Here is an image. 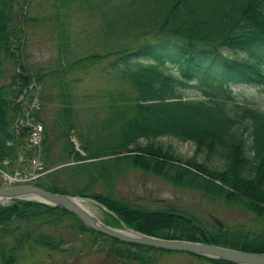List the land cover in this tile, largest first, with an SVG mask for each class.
<instances>
[{
    "label": "trees",
    "instance_id": "16d2710c",
    "mask_svg": "<svg viewBox=\"0 0 264 264\" xmlns=\"http://www.w3.org/2000/svg\"><path fill=\"white\" fill-rule=\"evenodd\" d=\"M22 1L26 5L29 0ZM48 2L53 10L49 21L55 22L57 64L50 71L32 73L22 62L21 46L23 21L33 19L14 16L17 0H0V78L4 61L16 65L10 81L0 83V169L4 170L5 160L15 166L20 153L22 165L31 155L25 144L28 130L14 127L21 110L19 97L34 93L33 82L42 86L39 108L33 113L41 121L43 105L49 101L46 89L53 86L56 118L51 130L44 126L42 145L48 172L36 186L103 204L113 213L105 211L108 220H104L112 227L122 223L152 236L199 241L200 226L213 244L264 252V110L238 102L231 88L264 81V0ZM77 10L100 20L95 34L99 50L80 57L71 49L77 42L71 40L69 30L70 16ZM109 57L110 68L129 78L134 93L114 94L99 127H92V122L86 133L76 132L81 153L70 139L76 123L72 85L76 79L67 75ZM186 88L195 89L202 98H184ZM161 136L193 143L196 154L205 159L217 156L222 168H210L196 157L182 160L152 142L139 144L140 139ZM55 143L59 150L51 157ZM67 160L75 163L52 169ZM128 169L164 176L172 184L222 198L252 213L257 228L248 231L243 225L228 229L217 224L212 231L174 206L147 209L106 191ZM62 175L86 181L82 188L68 190ZM87 244L88 252L137 264H153L156 254L169 253L108 237L87 228L68 210L38 201L0 204V264H15L26 246L64 254ZM189 255L210 264H234Z\"/></svg>",
    "mask_w": 264,
    "mask_h": 264
},
{
    "label": "rangeland",
    "instance_id": "374dc122",
    "mask_svg": "<svg viewBox=\"0 0 264 264\" xmlns=\"http://www.w3.org/2000/svg\"><path fill=\"white\" fill-rule=\"evenodd\" d=\"M17 1L21 9L18 6L14 11V16L21 20L22 15L33 19L30 23L23 21L24 23L22 24L24 32V41L21 46L22 62L30 68L32 73L54 69L57 64L58 53L56 50L55 22L51 21V23L49 21L52 18L50 17L51 11L53 12L52 8H50V2L48 0H29L26 5H23L22 0ZM99 25L100 20L98 17L89 15L85 11L77 10L70 16V37L72 41L77 42L71 47L75 57L99 50L95 40V37H97L95 34L99 30ZM110 59L111 57L67 75L70 79H76V82L72 84L74 87L73 102L76 111V123H74V127L70 132V139L73 141L75 149L81 153L83 151L80 150V143L76 138V132L82 131L86 133L87 126L91 125L92 122H94L92 127H99L101 121L108 116L109 101L114 94L119 93L122 96H130L134 93L129 78L120 69L110 68ZM14 70H16V65L12 61H4L0 83H8ZM133 70H136V68L134 67ZM33 83L38 93L42 86L37 82ZM231 88L238 102H250L254 107L264 110V81L261 84L232 85ZM55 93L56 89L53 86L46 89L45 96H48L49 101L45 102L44 105L42 104L46 106L42 113L44 116L40 117L41 121L33 116L35 121L45 122L43 126L46 125L48 130L52 129L56 118L57 99ZM29 96L33 97V95ZM183 96L188 99L202 98L195 89L191 88L184 89ZM23 97V100L20 97L18 99L21 102V110L26 107L25 100L28 98L25 95ZM14 125L15 129L25 126L22 124ZM55 134H57L56 130ZM49 139L50 141L52 140V138ZM82 139L84 140V138ZM75 142L77 145H75ZM149 142L169 150L182 160L196 157L197 161L205 162L210 168H222V164L219 163L220 159L217 156L205 159L202 153L196 154L195 146L191 142L180 141L171 136H161L152 140L140 139L139 144L146 145ZM58 150L59 144H53L50 156L53 157ZM42 155L43 148L40 160L44 164ZM172 162L175 163V161ZM74 163L75 161L67 160L65 163L58 164L52 169H58ZM4 164L6 165H4V170L0 169V187L15 184L8 182L5 175L8 177L9 174H12L11 172L15 173L18 171L16 167L17 163L15 166H9L7 162H4ZM5 171L9 173L6 174ZM47 172L44 169L43 173L41 172V176L35 182ZM163 177L148 173L147 171L128 169L116 179L113 188L109 187L106 191L147 209H162L174 206L193 214L210 230H215L218 223L228 229L241 225L248 231H253L257 228L254 215L249 211L238 206L228 205L222 198H213L215 196L172 184ZM60 179L65 182L68 190L80 189L86 181L85 178L69 175H62ZM211 180L218 185H223L219 179L211 178ZM96 189L101 188L96 187ZM102 190L105 193V189ZM229 190L235 192L232 189ZM237 195L240 196L239 193ZM82 198L97 218L103 222L104 220H108L105 210L98 206L95 200L87 197ZM88 249L89 244L81 245L80 247L76 246L74 250L68 253L62 254L59 252H48L37 246H26L19 252L15 264H137L135 262H126L125 260H116L104 255V253L88 252ZM153 264L210 263L196 259L184 252H169L156 254Z\"/></svg>",
    "mask_w": 264,
    "mask_h": 264
},
{
    "label": "water",
    "instance_id": "95a60500",
    "mask_svg": "<svg viewBox=\"0 0 264 264\" xmlns=\"http://www.w3.org/2000/svg\"><path fill=\"white\" fill-rule=\"evenodd\" d=\"M75 145H77L76 142ZM78 198L82 197L51 192L34 184L6 185L0 187V204L4 205L15 199H20L34 200L53 207L62 208L74 214L87 228L124 243L150 247L162 251L184 252L197 256L221 259L234 264H264V252H249L213 244L210 242L205 230L200 226H198L201 234L199 241L152 236L126 227L122 223V226L119 228L112 227L79 205L75 200ZM96 203L105 211H109L103 204ZM109 212L112 213L111 211Z\"/></svg>",
    "mask_w": 264,
    "mask_h": 264
},
{
    "label": "built area",
    "instance_id": "2783aa9c",
    "mask_svg": "<svg viewBox=\"0 0 264 264\" xmlns=\"http://www.w3.org/2000/svg\"><path fill=\"white\" fill-rule=\"evenodd\" d=\"M25 104L26 107L22 110V115H19L18 122L25 125L24 127H28L26 145L32 150V155L29 159V168L24 170L17 168L18 171L12 173L13 176L10 179L3 173L8 182L15 184L32 183L44 171V166L40 160L43 125L39 121H35L31 113L32 109L37 106V100L34 98Z\"/></svg>",
    "mask_w": 264,
    "mask_h": 264
},
{
    "label": "bare ground",
    "instance_id": "6f19581e",
    "mask_svg": "<svg viewBox=\"0 0 264 264\" xmlns=\"http://www.w3.org/2000/svg\"><path fill=\"white\" fill-rule=\"evenodd\" d=\"M27 90V89H26ZM19 125V124H18ZM15 126V125H14ZM5 173H9V172H7V171H5ZM11 174H9L8 175V178H11ZM76 201H77V203L79 204V205H81L82 207H84V208H86L88 211H90L91 212V210H90V208L88 207V205L85 203V201L82 199V198H78V199H75Z\"/></svg>",
    "mask_w": 264,
    "mask_h": 264
}]
</instances>
